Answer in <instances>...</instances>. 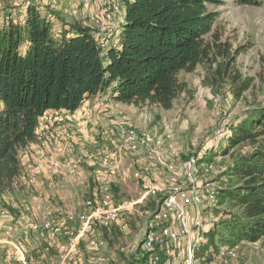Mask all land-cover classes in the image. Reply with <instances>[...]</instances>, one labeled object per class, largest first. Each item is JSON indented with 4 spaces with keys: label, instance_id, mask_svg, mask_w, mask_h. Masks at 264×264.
Here are the masks:
<instances>
[{
    "label": "trees",
    "instance_id": "16d2710c",
    "mask_svg": "<svg viewBox=\"0 0 264 264\" xmlns=\"http://www.w3.org/2000/svg\"><path fill=\"white\" fill-rule=\"evenodd\" d=\"M239 6L262 7L264 0H233ZM125 7L118 45L106 54L82 21L62 25L56 37L49 12L28 3L22 20L0 15V197L24 188L21 152L38 142L41 117L48 111L74 113L84 102L109 93L116 103L136 108L157 106L171 110L187 86L181 73L205 69L203 85L218 96L229 87L243 98L252 79H242L234 68L243 49L222 39L210 6L223 0H118ZM56 19V18H55ZM229 154H241L223 174L218 207L237 209L219 220L197 244L195 258L213 261L222 251L264 238V106L245 112L231 125ZM218 155L209 154L214 159Z\"/></svg>",
    "mask_w": 264,
    "mask_h": 264
},
{
    "label": "built area",
    "instance_id": "2783aa9c",
    "mask_svg": "<svg viewBox=\"0 0 264 264\" xmlns=\"http://www.w3.org/2000/svg\"><path fill=\"white\" fill-rule=\"evenodd\" d=\"M107 3L114 10L96 15V27L82 21L95 29L93 36L104 55L110 46L118 45L112 20L120 5L116 0ZM58 8L52 6L54 12ZM13 16L15 20L23 18ZM49 18L56 21L52 14ZM53 32L60 37L63 29L55 22ZM229 100L227 97L226 101ZM112 101L109 93L94 98L97 114L105 117L102 120L84 107L74 113L48 111L41 117L39 128L51 134L39 135L37 143L21 152V161L22 157L30 159L33 166L31 173L24 172L21 182L35 187L34 173L45 170L49 177L58 180L59 190H65L68 177L81 184V178L89 176L96 186L92 188L90 181L88 184L83 181L93 196L80 204L83 209L79 213L41 202L31 208L17 194L5 196V205L0 209L5 237L0 240V247L7 249L0 248V264H48L31 258L32 249L38 248L32 247L33 243L45 244V255H49L50 249L55 251L60 257L59 264H118L116 254L106 251L101 232L114 226L128 231L135 206L158 197L162 202L143 231L144 258L139 259L137 253L132 264H198L195 248L205 241L209 230L202 208L217 202L219 190L217 182L207 178L213 164L203 160L226 138L231 125L225 124L199 146L198 152L182 162L185 146L175 123L159 128L147 114L141 122L135 121L123 112L113 113ZM72 122H77L75 130L70 128ZM55 142L63 145L62 150L66 147L57 159L46 153ZM128 175L143 184L144 192L137 201L117 204L114 188ZM232 251L224 249L221 256Z\"/></svg>",
    "mask_w": 264,
    "mask_h": 264
},
{
    "label": "rangeland",
    "instance_id": "374dc122",
    "mask_svg": "<svg viewBox=\"0 0 264 264\" xmlns=\"http://www.w3.org/2000/svg\"><path fill=\"white\" fill-rule=\"evenodd\" d=\"M107 1L97 0L98 6L92 3V6L94 5L93 12L89 9L87 12H83V4H85L83 2L80 8L66 12L61 0H57V3L52 0H0V15L3 19L10 14L15 20L17 18L13 15L23 16V8L27 7L28 3H35L50 14L55 11L52 6L57 5L59 8L54 14L57 25L62 27L68 21L86 20L91 23L90 25L96 27L95 16L110 9V4ZM210 9L219 14L215 27L218 33L222 34L223 41H229L234 50L239 47L244 48L243 52L237 56L234 68L242 79L251 78L252 86L240 100L234 98L229 87L216 96L210 88L203 85L205 69L201 66L194 73H181L180 79L187 86V89L178 97L171 110L165 111L157 106L149 105L142 108L144 113L151 116L153 125L159 128L171 122L178 123L176 125L179 126L178 129L180 130L178 136L182 138L185 146V150L181 154L182 162L188 159V155L198 152L199 146L209 141L213 134L225 124L237 125L244 120L246 111L256 105L264 106V5L262 7L239 6L233 0H223V4L210 6ZM122 24L120 18L115 20L114 16L112 26L116 36L119 35ZM93 30L95 29L93 28ZM227 97L230 98L228 102L226 101ZM227 139L228 135L211 149V154L218 153L214 159L203 160V162L213 164L207 178L214 181L241 154L249 150L248 146H240L229 154H221L227 146ZM84 180L86 183L90 181L92 188L96 186L89 176L81 178L80 185L83 186L82 192L79 193L81 203L93 196V193L88 192L86 184H83ZM220 185L221 183L217 182L216 187H220ZM65 190H68V186ZM143 192V184L133 180L129 175L121 181L118 187L114 188L117 204L137 201ZM161 199V197L149 198L142 204L135 206L133 215L129 218L130 229L128 231H121L114 226L110 230L101 232L106 242V251L116 254L118 264H132L137 253L139 259L144 258L143 231L146 223L151 220L153 212L159 208ZM67 205L69 206L65 207L67 210L76 213L82 212V205L78 203H68ZM202 209L208 226L211 223L215 225L217 221L229 218L230 213L238 212L237 209H233L229 205L222 208L218 207L217 202L212 205L205 204ZM32 247H38L32 249L31 252V258L34 261H43L48 264L60 263V257L55 251L50 249L49 255H45L47 251L45 244L34 245L33 243ZM198 264H201L200 260H198ZM204 264H264V238L257 243H242L231 253H226L225 256H216L213 261Z\"/></svg>",
    "mask_w": 264,
    "mask_h": 264
},
{
    "label": "crops",
    "instance_id": "0c3cea01",
    "mask_svg": "<svg viewBox=\"0 0 264 264\" xmlns=\"http://www.w3.org/2000/svg\"><path fill=\"white\" fill-rule=\"evenodd\" d=\"M52 1L54 3H57V0H52ZM96 1L97 0H89L87 3L83 4L84 5L83 12H87L88 9L90 11L92 10V12H93L94 5L98 6V2H96ZM61 3L64 4V6L66 8V10H65L66 12H68L69 10L72 12L73 10L80 8V6L82 5L81 0H61ZM92 3L94 4L93 6H92ZM119 5H120V10L115 13V20L119 17L121 22L124 23V21H125V7L122 6L121 4H119ZM109 6L111 9V10L109 9L110 11L114 10L113 5H109ZM26 10H27L26 7H24L23 8V11H24L23 16H25ZM72 22H75V21H68L67 23H72ZM122 29H123V24L120 27L119 34L121 33ZM93 104H94V98L84 102L82 107L90 109V112L92 113V115L95 118L100 119V120L105 119V117L103 118L97 114V111L95 110ZM2 107H3V105H2V103H0V110L2 109ZM112 110H113V113L123 112L126 115H128L130 118H132L133 120L138 121V122H141L144 115H146V113H144L142 111V108H136V107L131 106V105H124V104L116 103L115 101H112ZM177 124L178 123H176L175 125H177ZM76 125H77V122H72L70 128L75 130ZM178 127L179 126H176V129L178 131V135H180V130L178 129ZM37 134H38V136L40 135L42 137H47L51 133H50V131H45L44 128H39L37 131ZM179 139L184 144V142L180 136H179ZM62 146L63 145H59L57 142H55L52 146H50L46 150L47 156H52L53 158H56V159L61 157L64 150L66 149V147H65L62 150ZM22 163L24 166V172L28 173V171L29 172L33 171V168H32L33 166L31 164L32 162L30 161V159L22 157ZM33 176L36 180L35 181V187H31V186L23 183L24 188L21 191H19L17 194L18 198L20 200H26V202L28 203V206H30L31 208H34V206L40 202L43 203L45 206L50 205V204H55L57 206H59V205L63 206L64 208L69 207L67 205L68 203H71V204L78 203L79 205L81 204L79 193L82 192L83 186H81L79 183H77L75 181V179H71L69 177L65 178V180L67 182L68 190H59V189H57V185H56L58 180L49 177L45 173V170L42 171L41 173L40 172L34 173ZM22 180H23V178H22ZM6 198L7 197H5V196L0 197V209L2 208V206L5 205ZM4 228H5V221L0 218V240H3L5 237ZM211 228H213V226L211 224H209L208 229L210 230ZM36 244L37 243H35L34 245H36ZM0 248L4 249V250L7 249V247L6 248L0 247Z\"/></svg>",
    "mask_w": 264,
    "mask_h": 264
}]
</instances>
